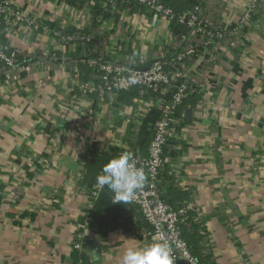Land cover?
<instances>
[{
	"label": "crops",
	"instance_id": "obj_1",
	"mask_svg": "<svg viewBox=\"0 0 264 264\" xmlns=\"http://www.w3.org/2000/svg\"><path fill=\"white\" fill-rule=\"evenodd\" d=\"M14 1L51 30L96 26L104 33L128 17L131 39L112 36L104 44L99 34L88 47L61 46L39 27L2 33L20 56L15 69H0V264H72L79 234L85 264H122L127 250L143 248L125 226L123 202L114 203L107 187L91 200L88 182L97 180L90 173L84 181L92 161L87 151L97 145L130 153L134 139L135 155L147 156L153 126L182 83L200 98L184 107L170 138V197L192 208L201 251L212 264H264V21L254 19L223 51L222 42L213 47L189 32L174 34L166 19L141 6L109 12L106 24L94 25L96 0ZM197 1L205 24L224 33L237 29L250 3ZM186 47L199 54L174 68L158 100L139 91L134 107L102 100L86 63L104 55L144 68Z\"/></svg>",
	"mask_w": 264,
	"mask_h": 264
},
{
	"label": "built area",
	"instance_id": "obj_2",
	"mask_svg": "<svg viewBox=\"0 0 264 264\" xmlns=\"http://www.w3.org/2000/svg\"><path fill=\"white\" fill-rule=\"evenodd\" d=\"M96 1L102 9L97 21H102L103 24L107 23L103 15L109 12L122 15L124 12H130L132 8L130 5L131 0ZM133 1L153 12L157 18L166 19L170 25L175 22L177 25L187 28L192 36L203 37V42L207 46L217 47L218 43H224L223 51L232 50L230 49L232 42L238 39L239 34L254 19L264 21V0H250L244 17L232 33H224L219 25L217 27L207 26L204 22V10L197 0H192L197 3L195 7L181 16H176L174 11L165 4V0ZM91 21H93V18ZM22 27L42 28L51 34L61 46L80 43L88 47L92 41H98L99 34L103 36L104 44H108L112 36L117 37L124 43L130 42L131 39L128 17L127 19L123 18L117 27L113 25L111 29L104 33L96 26H91L88 30L79 32L61 29L51 30L49 25H43L30 13L19 8L14 0H0V34L3 30L13 34L18 28ZM112 33L114 34L112 35ZM215 40H218V42L216 43ZM198 54L199 49L196 47L181 48L174 59L152 60L154 62L151 63L150 61V64L146 65L147 70L144 71L135 66L108 61L104 55H99V53V57L93 59L90 57L86 60V63L96 72V80L99 83L97 90L101 95V99L107 101L112 107L119 109L124 108L119 105L120 93L129 92L134 88L152 93L151 100H158L161 92L173 82L176 73L174 68L178 70L179 66L191 61ZM19 56L20 54L16 50L6 46L0 47V62L4 64L2 68L5 70L15 69L19 63ZM138 63L142 64L143 61ZM129 75L137 76L140 83L129 86L125 80ZM80 87L81 85L77 86L78 89ZM191 90L192 88L186 83L178 85L167 107L153 126L147 156L139 158L133 151L130 152L136 161V167L143 170L146 182L141 189L133 193L130 201L123 202L124 218L125 220L128 219L129 222L128 231L138 236L144 246L166 238L172 250L174 264H199L198 260L192 255L187 241L182 236L183 226L188 227L189 230L192 227V223H188L189 213L193 211L192 208L185 203L173 208L163 200V196L172 182L171 173L167 169L170 160L167 157L166 149L169 147L170 138L177 123V118H175L176 109L183 103ZM75 99L76 97L73 95L70 98L71 102L74 103ZM135 133L137 134V131ZM102 153H105L104 150H102ZM100 174H102V171ZM105 187H101L96 183L93 192L89 194L90 198L93 201L96 200ZM73 249L83 254L82 234H79L74 241ZM79 264L83 263L79 261Z\"/></svg>",
	"mask_w": 264,
	"mask_h": 264
},
{
	"label": "trees",
	"instance_id": "obj_3",
	"mask_svg": "<svg viewBox=\"0 0 264 264\" xmlns=\"http://www.w3.org/2000/svg\"><path fill=\"white\" fill-rule=\"evenodd\" d=\"M165 4L170 7L176 16H181L182 14L192 10L195 5L197 4L195 1H189V0H165ZM130 5L132 7H139L138 4H136L133 0L130 1ZM99 7V9H98ZM98 7H96L95 9H92L91 14L94 16L93 22L94 25L97 24V15L100 13V11L102 10L100 8V5L98 4ZM109 16H106V18H108ZM172 27V32L174 34H185L187 32H189V30L187 28H185L184 26L181 25H177V23L173 22L171 24ZM5 32V30L2 31V33ZM2 33L0 34V43L4 46H6V39L3 37ZM199 49V48H197ZM87 65V64H86ZM4 66L3 63L0 62V69ZM139 91H141L139 88H134L132 90H130L129 92H122L120 93V97H119V105H127V106H138V104H135V102L139 101ZM199 96L195 95L194 93H189L188 96L186 97V99L183 101V103L176 109V113H175V118L179 119L181 118L182 112L184 107L187 105L189 106H194L197 101L199 100ZM151 142V138L146 142L147 146L149 147V144ZM127 145L132 149V151L135 152V154H138V149H137V142L133 139V140H129V143H127ZM148 150V149H147ZM124 153L122 149L118 148V147H113L110 149L109 152H105L102 153V150L100 149V147H98L97 145H95L93 148H91L90 150L87 151V155L91 156V163L89 165L86 166L87 168V172H86V176L84 178V181L88 180V178L90 177V173H92V175L94 174L95 177L97 178L98 175H100L101 171L103 170L104 166L114 157L119 156L120 154ZM128 153V152H127ZM166 153H167V149H166ZM172 154V153H171ZM170 154V156H171ZM146 156H142V158H144ZM89 181V180H88ZM171 185L168 187L165 195L163 196V200L166 204L170 205L173 208H176L178 205H181L182 202H184V200H172L170 197V193L173 189V180H171ZM89 183V189H88V194H91L93 192V188L96 185L97 181L94 182H88ZM92 200V199H91ZM93 201V200H92ZM193 212L189 213V217H188V223H192L193 222ZM127 223L128 219H126ZM126 227H128V225H125ZM182 236L183 238L187 241L190 251L192 253V255L198 260L199 264H212L209 257L204 255L201 251V235L197 233L196 231V227L193 226L192 223V227L189 230L188 227H182ZM79 261H81L83 264H85V257L83 254L79 253L78 251L74 250L73 251V256H72V263L73 264H79Z\"/></svg>",
	"mask_w": 264,
	"mask_h": 264
},
{
	"label": "clouds",
	"instance_id": "obj_4",
	"mask_svg": "<svg viewBox=\"0 0 264 264\" xmlns=\"http://www.w3.org/2000/svg\"><path fill=\"white\" fill-rule=\"evenodd\" d=\"M125 80L129 86L140 83L135 75H129ZM96 180L99 186H106L114 194V203H118L130 201L133 193L144 186L146 176L136 167L133 155L126 152L111 159ZM122 264H174V259L167 239L162 238L143 248L127 250Z\"/></svg>",
	"mask_w": 264,
	"mask_h": 264
},
{
	"label": "water",
	"instance_id": "obj_5",
	"mask_svg": "<svg viewBox=\"0 0 264 264\" xmlns=\"http://www.w3.org/2000/svg\"><path fill=\"white\" fill-rule=\"evenodd\" d=\"M151 14H153L152 12H151ZM154 61H151V63H153ZM140 70H147V67L146 68H140Z\"/></svg>",
	"mask_w": 264,
	"mask_h": 264
}]
</instances>
